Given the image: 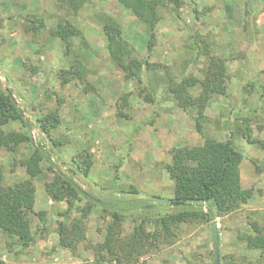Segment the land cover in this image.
Instances as JSON below:
<instances>
[{
    "label": "rangeland",
    "instance_id": "1",
    "mask_svg": "<svg viewBox=\"0 0 264 264\" xmlns=\"http://www.w3.org/2000/svg\"><path fill=\"white\" fill-rule=\"evenodd\" d=\"M164 1L152 31L118 0H87L77 8L66 0H0V87L11 92L33 140L55 167L105 201L141 200L145 206L157 196L173 199L167 165L175 149L232 140L244 155L240 176L251 194L247 202L213 223H181L174 239L150 246L149 235L128 258V247L118 244L111 264H215L217 245L219 264H264L263 250L249 248L245 239L258 233L254 226L264 236V0ZM106 15L116 19L134 49L123 61L143 63L138 77L127 76L110 55ZM67 20L83 35L72 39L70 50L51 35ZM197 40L202 51L194 47ZM206 47L222 60L219 80L211 76L215 62ZM174 88L182 92L180 99ZM49 113L60 117L50 137L39 122ZM3 128L27 130L19 120ZM85 151L92 154L88 173L75 162ZM32 152L29 143L15 153L0 148L5 184L30 177L19 163L13 167V159ZM49 164L43 161V172L33 179L35 242L23 248L0 229V264H95L111 218L96 204L85 208L86 200L79 203L82 210L52 200L45 190L53 178ZM143 210H128L121 239L141 223ZM76 220L85 239L75 238L72 251L60 245L58 228ZM145 227L149 233L155 229L150 221Z\"/></svg>",
    "mask_w": 264,
    "mask_h": 264
},
{
    "label": "trees",
    "instance_id": "2",
    "mask_svg": "<svg viewBox=\"0 0 264 264\" xmlns=\"http://www.w3.org/2000/svg\"><path fill=\"white\" fill-rule=\"evenodd\" d=\"M66 1L70 6L77 8L75 4L78 5L87 0ZM118 1L133 14L146 21L152 31L158 20V9L165 5L164 0ZM103 25L108 39V50L113 60L128 71L127 76L138 77L143 63L134 57L127 63L123 61V56L130 55L134 49L123 38L122 28L116 19L106 15L103 18ZM34 29H37V26ZM51 35L62 39L68 50L71 49L72 39L83 37L79 28L68 20L65 23H57L51 29ZM194 44L198 51H202L198 40ZM204 51L215 62V69L211 71V76L219 80L225 74L223 64L221 68V58L211 54L208 47ZM191 80L195 83L194 79ZM183 84L186 85V83ZM259 86L264 87L262 84ZM177 90L174 88V93L180 99L182 92ZM13 120L21 121L22 127L27 130L3 128ZM39 122L43 132L50 137L51 130L60 123V117L56 113H49L41 117ZM27 143L33 149L32 154L21 159L14 157L13 167L18 163L23 166L30 176L28 179L5 184L4 168L0 164V229L10 237L16 238L23 248L35 242L30 220L31 214H37L34 210L36 186L33 179L43 172V161L50 163L49 169L53 172L52 180L45 183V190L52 200H65L70 210L74 207L80 208L79 203L86 200L88 203L85 208H91L93 204H96L102 207L106 216L111 218L105 240L99 246V252H96L95 264H111L113 259H117L119 245L128 247L126 258L130 257L133 250L138 249L139 251V248L145 246L149 235L150 246L155 242L174 239L179 225L183 222L198 220L200 223H213L217 217L237 210L251 196L243 188L241 182L240 163L244 156L242 152L235 147L232 140H211L201 146L179 148L173 151L172 162L167 165V171L175 182L174 197L171 200L180 201L183 204H171V200L166 202L162 196H157V199H162L163 202L154 203L153 200H147L145 206L141 204V200L126 202L121 199L105 201L98 198L83 190L71 175L55 167V163L46 154L43 145L33 140L23 113L11 92L0 87V148H7L15 153L21 144ZM75 162L84 173H88L93 163L92 154L85 151L75 158ZM166 205H169L172 210L162 213L161 208ZM138 208H144L145 215L141 218V223L134 227L130 237L121 239L120 228L126 213L128 210ZM38 215L41 221H46L42 215ZM148 221L155 226L150 233L145 227ZM254 228L258 233L246 236L247 246L252 249H262L264 254V236L259 233L260 229L257 226ZM58 233L60 245L72 251L76 249L75 238L77 242L85 239L80 220L74 221L72 227L59 222ZM70 234H72L71 242H67L66 238ZM215 238L219 243L220 235L217 229Z\"/></svg>",
    "mask_w": 264,
    "mask_h": 264
},
{
    "label": "water",
    "instance_id": "3",
    "mask_svg": "<svg viewBox=\"0 0 264 264\" xmlns=\"http://www.w3.org/2000/svg\"><path fill=\"white\" fill-rule=\"evenodd\" d=\"M157 202H163V200L161 199H158L156 200ZM171 204H175V205H179V204H183V202H180V201H175V200H171L170 201ZM216 262L217 264H219V261H220V258H219V250H218V245L216 246Z\"/></svg>",
    "mask_w": 264,
    "mask_h": 264
}]
</instances>
